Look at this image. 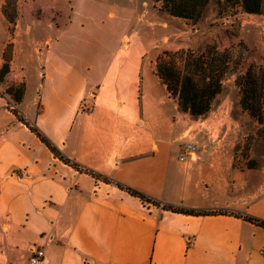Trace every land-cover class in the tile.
I'll use <instances>...</instances> for the list:
<instances>
[{
	"label": "crops",
	"instance_id": "1",
	"mask_svg": "<svg viewBox=\"0 0 264 264\" xmlns=\"http://www.w3.org/2000/svg\"><path fill=\"white\" fill-rule=\"evenodd\" d=\"M4 5L0 75L9 47L11 60L0 78V264H30L34 246L45 251L42 264H264L263 228L230 214L164 211L118 187L160 205L264 221V159L235 167L227 144L247 116H235L239 103L195 119L147 65V26L168 16L159 4L18 0L13 34ZM242 15L263 18L264 27V13ZM259 45L264 57V40ZM18 83L20 104L6 93ZM189 143L195 150L183 162Z\"/></svg>",
	"mask_w": 264,
	"mask_h": 264
},
{
	"label": "trees",
	"instance_id": "2",
	"mask_svg": "<svg viewBox=\"0 0 264 264\" xmlns=\"http://www.w3.org/2000/svg\"><path fill=\"white\" fill-rule=\"evenodd\" d=\"M8 0H5L3 14L11 25L13 34L16 17L11 15L6 8ZM160 6V11L180 20L193 23L199 22L211 2L219 5L227 4L240 8L242 13L250 15H262L264 13V0H154ZM10 47L4 56V65L1 72L3 80L10 72ZM234 56L228 50L220 51L215 46H207L203 50L165 51L156 60L155 75L166 88L170 97L177 101L179 111L188 114L195 119L207 116L213 107L217 97L224 91L227 76L234 72L232 65ZM236 85L240 88V106L252 119L264 126V77L258 78L252 67L236 79ZM15 103L20 104L25 94V85H13L6 91ZM15 115L35 133L47 148L61 160H65L51 141L44 136L36 126L25 122L18 111ZM66 161V160H65ZM68 162V161H67ZM248 168L258 167L255 164ZM89 172V171H87ZM90 173V172H89ZM95 178L107 181V179L95 175ZM118 187L130 195L141 199L145 204L158 205L164 211L193 217H205L215 215H233L264 229V221L224 210H195L183 206L160 205L147 195L123 184Z\"/></svg>",
	"mask_w": 264,
	"mask_h": 264
},
{
	"label": "rangeland",
	"instance_id": "3",
	"mask_svg": "<svg viewBox=\"0 0 264 264\" xmlns=\"http://www.w3.org/2000/svg\"><path fill=\"white\" fill-rule=\"evenodd\" d=\"M17 2L18 0H8L6 4L10 14L16 18ZM242 14L240 8L211 2L204 17L197 23L176 19L169 15L156 19L154 25L147 26L146 43L142 45L147 52V65L149 67L155 65L157 57L165 51L203 50L207 46H215L220 51L228 50L234 56L232 65L234 72L227 76L224 91L215 100L211 112L225 101L240 105L241 93L236 85L237 77L246 73L250 67L258 78L264 77V57L256 53L260 42L264 40V27L260 24L263 18L255 16L253 18ZM153 32L154 36L150 38L148 34ZM21 84L18 83V85ZM83 104L82 110L87 111L91 108L88 100ZM240 109L234 111L235 116L244 112L241 106ZM210 113L200 119L206 120ZM240 119V124L234 132L229 134L227 141V144L234 145V165L239 168L252 164L261 166L264 159V126L259 125L248 114Z\"/></svg>",
	"mask_w": 264,
	"mask_h": 264
},
{
	"label": "built area",
	"instance_id": "4",
	"mask_svg": "<svg viewBox=\"0 0 264 264\" xmlns=\"http://www.w3.org/2000/svg\"><path fill=\"white\" fill-rule=\"evenodd\" d=\"M11 110H14L12 106H10ZM193 144H186L182 150L180 160L186 161L190 158L191 153L194 151ZM264 253V252H263ZM45 261V251L41 247H31L30 249V264H42Z\"/></svg>",
	"mask_w": 264,
	"mask_h": 264
}]
</instances>
